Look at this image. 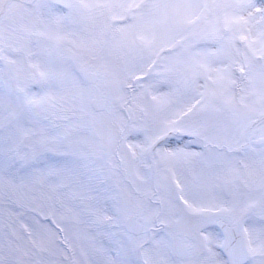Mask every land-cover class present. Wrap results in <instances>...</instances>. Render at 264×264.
Returning <instances> with one entry per match:
<instances>
[{
  "label": "snow or ice",
  "instance_id": "obj_1",
  "mask_svg": "<svg viewBox=\"0 0 264 264\" xmlns=\"http://www.w3.org/2000/svg\"><path fill=\"white\" fill-rule=\"evenodd\" d=\"M0 264H264V0H0Z\"/></svg>",
  "mask_w": 264,
  "mask_h": 264
}]
</instances>
